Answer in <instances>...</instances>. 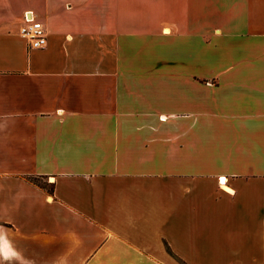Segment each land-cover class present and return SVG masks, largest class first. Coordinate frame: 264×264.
Segmentation results:
<instances>
[{"label":"crops","instance_id":"obj_1","mask_svg":"<svg viewBox=\"0 0 264 264\" xmlns=\"http://www.w3.org/2000/svg\"><path fill=\"white\" fill-rule=\"evenodd\" d=\"M0 264H264V0H0Z\"/></svg>","mask_w":264,"mask_h":264},{"label":"built area","instance_id":"obj_2","mask_svg":"<svg viewBox=\"0 0 264 264\" xmlns=\"http://www.w3.org/2000/svg\"><path fill=\"white\" fill-rule=\"evenodd\" d=\"M24 18L25 22L20 28V33L27 39L29 47L43 49L47 44V34L44 26L34 20L31 14L27 13Z\"/></svg>","mask_w":264,"mask_h":264},{"label":"bare ground","instance_id":"obj_3","mask_svg":"<svg viewBox=\"0 0 264 264\" xmlns=\"http://www.w3.org/2000/svg\"><path fill=\"white\" fill-rule=\"evenodd\" d=\"M221 183H226V179L225 178H221Z\"/></svg>","mask_w":264,"mask_h":264}]
</instances>
